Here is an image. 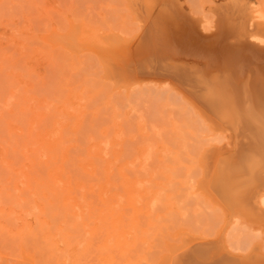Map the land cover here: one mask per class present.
<instances>
[{
    "label": "rangeland",
    "instance_id": "1",
    "mask_svg": "<svg viewBox=\"0 0 264 264\" xmlns=\"http://www.w3.org/2000/svg\"><path fill=\"white\" fill-rule=\"evenodd\" d=\"M154 1L159 15L179 6L205 32L201 22L233 2L264 13V0ZM147 20L136 0H0V253L8 258L24 252L37 264H99L106 227L126 243L135 238L132 253L141 248L122 264H149L163 244L199 233L264 250V225L229 220L197 190L199 152L227 144L230 130H219L228 132L224 140L179 82L139 74L129 84L107 71L99 49L114 37L140 40ZM73 28L74 45L66 41ZM42 228L56 237L46 242Z\"/></svg>",
    "mask_w": 264,
    "mask_h": 264
},
{
    "label": "bare ground",
    "instance_id": "2",
    "mask_svg": "<svg viewBox=\"0 0 264 264\" xmlns=\"http://www.w3.org/2000/svg\"><path fill=\"white\" fill-rule=\"evenodd\" d=\"M152 1L154 0L148 4L147 0H136L148 15V23L145 22L142 26L141 33L144 36L139 35L140 40L114 37L111 43L109 42V46L99 49L100 53L107 56V60H105L107 71L111 72L114 78L124 76L123 79L129 84L140 80L138 75L141 74L161 77L160 79L163 78V80L167 77L170 82L172 80L175 83L179 82L178 84L185 85L189 95L192 94L191 107L195 112L211 128L218 129V132L231 131H229L230 137L227 144L225 142L221 146L210 144L209 147L205 146L199 152L198 161L202 176L200 179L198 178V181H195L197 190L204 191L212 202L224 207L223 209H226L228 216H230L229 220L251 222L253 225L262 226L264 225V13L252 9V6L248 9L247 6L233 2L234 4H231L226 10L221 7L220 10L224 9L223 13L218 11V15L222 14H220L221 17L228 16L230 22L224 23L225 20L222 18L223 21H220V15L217 16V20L212 21V19L211 22L208 21L207 23L201 22L204 30L209 29L205 32L206 30H197V27L200 26L197 25L200 23L198 19L199 22L191 17L194 21L190 19V15L187 16L185 13L179 12L180 9L177 11L179 6L177 8L172 7L174 10H170L168 7L169 11L165 13L164 9H160L164 14L159 15L156 13V1L153 3ZM155 13L158 15L156 16ZM186 14L188 13L186 12ZM152 17L153 19H151ZM210 32L211 34L207 36V33ZM69 33L66 35V41L73 45L76 44L78 38L76 28H73ZM81 40L83 39L81 38ZM136 56L140 59L135 58ZM129 75L132 77L130 76V78ZM160 79L158 80L161 81ZM227 133H224V140H227L225 139L226 136L228 137ZM135 202L138 206H142L137 201ZM152 215L151 213V217ZM12 216L10 215V218ZM110 226L112 229L113 226ZM1 228L3 227L1 226ZM28 229L26 231L31 228ZM43 230L46 242L53 240L56 237L55 233L58 232L52 233V230H45V228ZM106 230L104 229L106 231L104 237H106L103 238L102 235L104 240L98 250L99 252L100 249L107 250L102 251L103 253L100 252L97 256V259L101 261L98 262L99 264H122L123 259L129 260V253L130 256L133 255L131 257L135 256L134 258H136L137 253H139L137 250L140 251L141 248L137 247V253L136 251L131 252L136 246L135 238L130 239L133 242H127V245L126 240L121 239L120 233H115L116 231L110 230L109 227H106ZM5 231L7 230L5 229ZM28 233L31 234V232ZM58 234L61 235L62 233L59 232ZM200 234L186 235L180 243L166 241L169 244H163L165 247H162L161 253L160 250L157 253L160 255L157 256L156 261L150 260L154 262L153 264H264V250L254 246L255 244L242 248L232 245L228 239L225 240V237L207 238L205 234ZM38 235L43 236L41 232ZM64 237L66 238V236ZM156 239L155 241H158V238ZM89 246L88 243L87 247L92 252L91 246ZM87 247L82 246V249L76 252L78 255L75 256L78 258L85 256L84 251L86 250L84 249ZM149 253L146 254L152 257L153 251ZM0 264L37 263L31 255L24 252L21 257H13V259L1 252Z\"/></svg>",
    "mask_w": 264,
    "mask_h": 264
},
{
    "label": "water",
    "instance_id": "3",
    "mask_svg": "<svg viewBox=\"0 0 264 264\" xmlns=\"http://www.w3.org/2000/svg\"><path fill=\"white\" fill-rule=\"evenodd\" d=\"M208 36V35H207Z\"/></svg>",
    "mask_w": 264,
    "mask_h": 264
}]
</instances>
